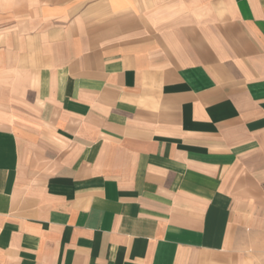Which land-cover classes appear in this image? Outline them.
Returning a JSON list of instances; mask_svg holds the SVG:
<instances>
[{
    "label": "crops",
    "instance_id": "obj_1",
    "mask_svg": "<svg viewBox=\"0 0 264 264\" xmlns=\"http://www.w3.org/2000/svg\"><path fill=\"white\" fill-rule=\"evenodd\" d=\"M0 264H264V0H0Z\"/></svg>",
    "mask_w": 264,
    "mask_h": 264
}]
</instances>
